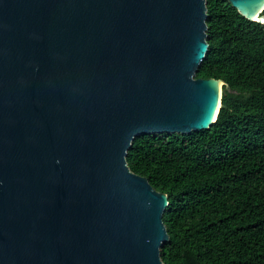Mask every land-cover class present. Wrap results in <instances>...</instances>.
I'll return each mask as SVG.
<instances>
[{"label":"water","instance_id":"obj_1","mask_svg":"<svg viewBox=\"0 0 264 264\" xmlns=\"http://www.w3.org/2000/svg\"><path fill=\"white\" fill-rule=\"evenodd\" d=\"M264 23V0H228ZM207 0H0V264H166L142 134L210 129Z\"/></svg>","mask_w":264,"mask_h":264},{"label":"trees","instance_id":"obj_2","mask_svg":"<svg viewBox=\"0 0 264 264\" xmlns=\"http://www.w3.org/2000/svg\"><path fill=\"white\" fill-rule=\"evenodd\" d=\"M207 7L197 77L226 83L216 123L137 136L127 163L169 197L166 264H264V23L228 0Z\"/></svg>","mask_w":264,"mask_h":264}]
</instances>
